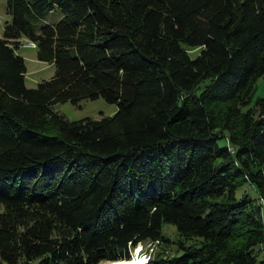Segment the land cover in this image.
I'll return each mask as SVG.
<instances>
[{
    "label": "trees",
    "instance_id": "1",
    "mask_svg": "<svg viewBox=\"0 0 264 264\" xmlns=\"http://www.w3.org/2000/svg\"><path fill=\"white\" fill-rule=\"evenodd\" d=\"M5 5L0 264L127 259L170 242L164 221L177 250L144 264H264V0ZM22 37L55 67L31 87ZM99 95L116 110L53 107Z\"/></svg>",
    "mask_w": 264,
    "mask_h": 264
},
{
    "label": "rangeland",
    "instance_id": "2",
    "mask_svg": "<svg viewBox=\"0 0 264 264\" xmlns=\"http://www.w3.org/2000/svg\"><path fill=\"white\" fill-rule=\"evenodd\" d=\"M60 17V11L54 9L52 12L49 13L47 21H56ZM8 19H10V15L6 12L5 0H0V36L2 35L3 31V23L5 20ZM200 49V46H193L189 47L187 51L189 55L193 58L199 53ZM16 50L19 54L23 56L25 61L26 71L24 73V82L27 87L35 86L38 81H40L41 79H47L51 77V75L54 73V64L49 61L38 59L36 57L35 46H32L27 38L22 37V39L20 40V44L18 45ZM256 95H264V74L259 76L256 80V89L254 96ZM53 107L59 110L60 112L64 113L69 118H79L85 115L99 116L101 114H110L116 110L117 102L106 100L104 97L99 95L96 97H82L76 102L71 101L70 99L57 100L53 103ZM244 185L245 183L242 185V187ZM247 187L248 186H246V188ZM248 190H250V193H254L252 188H248ZM161 229L162 233L169 238L170 242H168L167 244L163 243L162 247L160 243L156 245L157 241L152 242L147 240V245H142V247L141 244L135 245V247L133 248V255L131 257L135 255H138L140 257V255H142L141 250L144 247H147L148 250L151 247H154V250L160 249L162 253L165 254L176 252L178 243L177 239L179 238V234L174 224L168 221H164L162 223ZM184 239L186 242H190L193 240L192 238ZM148 250H145L144 252H147ZM114 260L120 259H102L97 264H109L111 263V261Z\"/></svg>",
    "mask_w": 264,
    "mask_h": 264
},
{
    "label": "bare ground",
    "instance_id": "3",
    "mask_svg": "<svg viewBox=\"0 0 264 264\" xmlns=\"http://www.w3.org/2000/svg\"><path fill=\"white\" fill-rule=\"evenodd\" d=\"M120 260L122 261V264H130V262H133V261H140V264H142V261H143V260H141V256L139 257L138 255H135V256L127 258V259L123 258ZM120 260H114V261H111V263H116L115 261L120 262Z\"/></svg>",
    "mask_w": 264,
    "mask_h": 264
},
{
    "label": "built area",
    "instance_id": "4",
    "mask_svg": "<svg viewBox=\"0 0 264 264\" xmlns=\"http://www.w3.org/2000/svg\"><path fill=\"white\" fill-rule=\"evenodd\" d=\"M139 244H141V247H142V242L141 241H139L138 243H137V245H139ZM140 247V246H139ZM140 247V248H141ZM143 255V256H142ZM142 255H140L141 257H145L146 259H144L143 261H142V264H144V262L147 260V258H148V252H142Z\"/></svg>",
    "mask_w": 264,
    "mask_h": 264
},
{
    "label": "clouds",
    "instance_id": "5",
    "mask_svg": "<svg viewBox=\"0 0 264 264\" xmlns=\"http://www.w3.org/2000/svg\"><path fill=\"white\" fill-rule=\"evenodd\" d=\"M30 43H31L32 46L35 45L34 42H31V41H30ZM144 259H146V258H145V257H141V260H144ZM130 264H140V261H133V262H130Z\"/></svg>",
    "mask_w": 264,
    "mask_h": 264
},
{
    "label": "water",
    "instance_id": "6",
    "mask_svg": "<svg viewBox=\"0 0 264 264\" xmlns=\"http://www.w3.org/2000/svg\"><path fill=\"white\" fill-rule=\"evenodd\" d=\"M109 264H122V261H116V263H109Z\"/></svg>",
    "mask_w": 264,
    "mask_h": 264
}]
</instances>
